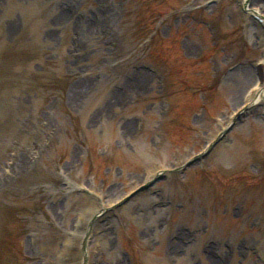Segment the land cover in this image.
<instances>
[{
    "label": "rangeland",
    "instance_id": "374dc122",
    "mask_svg": "<svg viewBox=\"0 0 264 264\" xmlns=\"http://www.w3.org/2000/svg\"><path fill=\"white\" fill-rule=\"evenodd\" d=\"M241 2L0 0V264H83L86 234V264H264V99L243 110L264 34Z\"/></svg>",
    "mask_w": 264,
    "mask_h": 264
},
{
    "label": "bare ground",
    "instance_id": "6f19581e",
    "mask_svg": "<svg viewBox=\"0 0 264 264\" xmlns=\"http://www.w3.org/2000/svg\"><path fill=\"white\" fill-rule=\"evenodd\" d=\"M251 18V17H249ZM264 62V60H263ZM253 90H255L254 96L246 103V107L248 106V104H254L256 102H258L261 99H264V84L262 86H258L256 83L254 84ZM219 154H223V150H220ZM100 212H102L101 210L97 212V214L95 215H99ZM93 221V219L91 220ZM87 239V237H85ZM85 240V239H84ZM87 257V255H85ZM84 256V258H85Z\"/></svg>",
    "mask_w": 264,
    "mask_h": 264
},
{
    "label": "trees",
    "instance_id": "16d2710c",
    "mask_svg": "<svg viewBox=\"0 0 264 264\" xmlns=\"http://www.w3.org/2000/svg\"><path fill=\"white\" fill-rule=\"evenodd\" d=\"M152 32V31H151ZM150 32V29L148 27H144V28H141V38H146L147 36H149L151 34Z\"/></svg>",
    "mask_w": 264,
    "mask_h": 264
}]
</instances>
